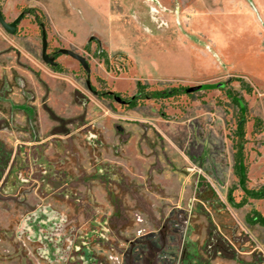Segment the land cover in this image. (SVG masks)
Segmentation results:
<instances>
[{
	"label": "rangeland",
	"instance_id": "obj_1",
	"mask_svg": "<svg viewBox=\"0 0 264 264\" xmlns=\"http://www.w3.org/2000/svg\"><path fill=\"white\" fill-rule=\"evenodd\" d=\"M0 10V264H264V0Z\"/></svg>",
	"mask_w": 264,
	"mask_h": 264
},
{
	"label": "water",
	"instance_id": "obj_2",
	"mask_svg": "<svg viewBox=\"0 0 264 264\" xmlns=\"http://www.w3.org/2000/svg\"><path fill=\"white\" fill-rule=\"evenodd\" d=\"M22 20V17H20L19 19H17L15 22H13L12 24H7L2 16V13H1V10H0V25L2 26V28L8 32L9 34H14L15 30H16V27H17V24ZM46 51H47V40H46V33L43 32L42 33V58H43V61L49 65H52V66H55V63H54V59H49L48 55L46 54ZM61 54L63 55H66V56H69L71 58H73L74 60H76L82 67L83 69L89 73V66L86 62V60L71 52V51H68V50H61L60 51ZM87 87L90 91L91 90V87H90V83H87ZM199 89L198 88H191V89H188L187 90V93H194L196 91H198ZM112 94V93H110ZM116 102L118 103H121V104H124L122 102V100L120 98H115Z\"/></svg>",
	"mask_w": 264,
	"mask_h": 264
},
{
	"label": "trees",
	"instance_id": "obj_3",
	"mask_svg": "<svg viewBox=\"0 0 264 264\" xmlns=\"http://www.w3.org/2000/svg\"><path fill=\"white\" fill-rule=\"evenodd\" d=\"M138 90H142V88L138 87ZM155 95H162V94L161 93H158V94L155 93ZM138 100H139V97H135V98L131 99L128 102L129 106L135 107L136 102ZM248 198L257 199V200L264 199V189H262L261 191H258V192H249L247 199ZM247 199H244V201L242 203H240L239 205H236V207L244 206L247 202ZM230 201H232L231 197H230ZM247 222H248V224L253 225V226L259 225V226L264 227V217H262L260 214H258L256 212H254L252 215H250L247 218Z\"/></svg>",
	"mask_w": 264,
	"mask_h": 264
},
{
	"label": "flooded vegetation",
	"instance_id": "obj_4",
	"mask_svg": "<svg viewBox=\"0 0 264 264\" xmlns=\"http://www.w3.org/2000/svg\"><path fill=\"white\" fill-rule=\"evenodd\" d=\"M109 95L111 96V94H110V93H109ZM122 102H123L124 104H127V105H129V103H126V102H125V101H123V100H122Z\"/></svg>",
	"mask_w": 264,
	"mask_h": 264
}]
</instances>
